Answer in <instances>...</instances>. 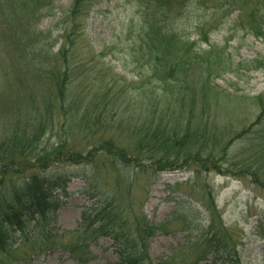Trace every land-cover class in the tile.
<instances>
[{
  "label": "rangeland",
  "instance_id": "obj_1",
  "mask_svg": "<svg viewBox=\"0 0 264 264\" xmlns=\"http://www.w3.org/2000/svg\"><path fill=\"white\" fill-rule=\"evenodd\" d=\"M224 1L231 4L219 5ZM228 1L209 0L200 6H183L172 15L181 16V27L196 41V48L208 49L213 45L217 51L223 49V57H227L224 62L217 60L220 61L217 67L221 64L222 69H215L211 76L216 86L205 98L209 115L200 117V110L196 109L189 123L188 134H196L197 141L170 143L172 147L167 152L171 149L177 152L164 157L166 161H160L163 168L159 169L154 160L166 151L151 154L135 150L139 123L117 122L118 116L124 115L123 103L118 105L115 115L107 116L108 126H90L96 128V133L91 128L86 130L87 134L76 131L68 139L75 149L84 151L91 144L98 145L108 139L115 149L121 148L125 153L121 158L100 150L95 162L71 165L55 161L44 170L43 178L50 183V207L42 230L53 235L54 240L49 246L36 247L33 239L26 240L20 249L23 253H15L9 264H78L76 257H81L83 251H87V255L83 254L84 264H119L120 243L112 237L97 234L85 240V234L96 225L88 216L90 207L98 203L102 192L109 195L112 208L124 209L132 225L140 221L161 223L146 241L148 257L153 263L174 258L172 262L178 264H264V111L261 106L264 43L244 28L258 1L260 10L253 16L262 20L264 29V0H242L241 5L239 0ZM55 6L54 15L37 20L40 33L50 32L57 46L63 39H75L82 51L76 58L89 56L92 46L104 54L107 65H113L114 71L126 78L125 85L138 84L135 73L140 67L131 62L129 49L142 26V10L147 9L143 0H88L74 18L75 32L68 37L73 26L72 15L66 17L69 0H58ZM60 8H65L63 14ZM204 37L207 39H201ZM215 56L221 55L213 52L208 59H219ZM95 70L91 69L93 76ZM102 72L107 77L111 75L108 70ZM197 72L195 65L191 74ZM119 81L123 80L119 78ZM259 95L262 103L257 99ZM164 101L161 97L154 101L158 113L163 107L175 108V101L169 106L168 100ZM141 107L136 113L147 114V108ZM169 120L164 129L170 130L177 124L184 131L186 120ZM45 138L48 143L58 141L57 136ZM256 175L259 180H254ZM42 215L35 213L29 221L10 225L6 234L17 236L16 242H20L22 234L25 239L35 230ZM85 217H88L86 226L81 228L79 223ZM211 236L214 239H209ZM83 244L85 248L80 250ZM24 249L31 254L27 255ZM70 249L76 251V256L70 254Z\"/></svg>",
  "mask_w": 264,
  "mask_h": 264
},
{
  "label": "trees",
  "instance_id": "obj_2",
  "mask_svg": "<svg viewBox=\"0 0 264 264\" xmlns=\"http://www.w3.org/2000/svg\"><path fill=\"white\" fill-rule=\"evenodd\" d=\"M56 1L0 0V264H9L15 253L22 251L26 240L33 239L34 247L52 244L54 236L45 234L42 229L50 207V183L43 178V171L53 162L71 165L95 162L100 150L123 157L124 150L115 149L108 139L101 140L98 145L93 143L84 151L75 149L68 144V139L76 131L86 133L91 128L96 133V128L90 126H108L107 116L115 115L118 105L123 103L121 113L124 115L118 116L117 122L139 123L134 141L137 152L166 151L154 160L162 169L160 161H166L164 157L177 152L172 149L167 152L172 147L170 143L182 145L185 141H197L196 134H188L189 123L193 121L196 109L200 110V117L209 115V103L205 98L216 86L211 82V76L215 69H222L221 64L217 67L220 63L217 60L224 62L227 59L226 55L223 57V49L217 51L213 45L208 49L196 48V41L191 40L189 33L181 27V16H172L177 8L192 4L200 6L209 0H143L147 9L142 10V26L129 49L131 62L140 67L135 73L138 84L125 85L126 78L117 74L113 65H107L103 61L104 54L96 52L92 46L89 56L76 58L82 51L75 39H63L57 46V40L52 39L50 32L37 30V20L55 14ZM87 1L69 0V8H66L69 13H65L66 17L72 15L73 26L67 37L75 32L74 18ZM241 1L238 2L240 5ZM222 4L231 2L224 1L219 5ZM258 7V1H255L251 9L255 12L252 11L244 28L264 43L263 22L253 16L260 10ZM236 8L241 11L240 7ZM60 10L63 14L65 8ZM239 22L243 27L242 21ZM213 52L221 55L215 56L219 59H208ZM195 65L198 72L192 75L191 69ZM92 68H96L94 76L90 73ZM102 70H108L111 75L107 77ZM157 97L168 100L167 106L175 101V108L163 107L158 113L154 102ZM257 99L262 103L261 95ZM142 105L147 108V114L136 113ZM261 106L264 111V103ZM169 119L186 120L184 131L181 132V126L177 124L170 130L164 129ZM46 136H57L58 141L48 143ZM156 145L157 150H154ZM257 176L254 180H259ZM103 195L106 196L102 198ZM99 196L98 203L90 207L88 216L96 225L90 226L91 232L85 234L86 241L97 234L112 237L122 245L117 248L121 257L119 264H178L172 262L174 258L153 263L148 257L147 238L162 226L161 223L140 221L132 225L123 213L124 209L111 207L107 193L102 192ZM35 213L43 214V219L36 221L37 227L29 237L23 239L22 234L17 243V236L6 234L10 225L29 221ZM22 216H26L25 219ZM87 218L79 223L81 228H85ZM213 234L215 238L216 234ZM212 236L209 239H214ZM213 245V249L217 248L216 243ZM84 248V244L80 246V250ZM70 250L71 255L76 254L74 249ZM25 251L27 255L31 254ZM83 254L87 255V251L76 257L78 264H84Z\"/></svg>",
  "mask_w": 264,
  "mask_h": 264
}]
</instances>
